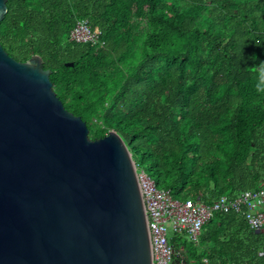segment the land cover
Segmentation results:
<instances>
[{
  "label": "trees",
  "instance_id": "obj_1",
  "mask_svg": "<svg viewBox=\"0 0 264 264\" xmlns=\"http://www.w3.org/2000/svg\"><path fill=\"white\" fill-rule=\"evenodd\" d=\"M0 45L41 57L89 138L116 132L159 189L212 204L264 188V0H7ZM79 20L104 45L76 44ZM73 63V67L66 64ZM137 164V163H136ZM175 264H264V232L217 213Z\"/></svg>",
  "mask_w": 264,
  "mask_h": 264
},
{
  "label": "water",
  "instance_id": "obj_2",
  "mask_svg": "<svg viewBox=\"0 0 264 264\" xmlns=\"http://www.w3.org/2000/svg\"><path fill=\"white\" fill-rule=\"evenodd\" d=\"M51 74L0 45V264H153L133 155L116 132L91 140Z\"/></svg>",
  "mask_w": 264,
  "mask_h": 264
},
{
  "label": "built area",
  "instance_id": "obj_3",
  "mask_svg": "<svg viewBox=\"0 0 264 264\" xmlns=\"http://www.w3.org/2000/svg\"><path fill=\"white\" fill-rule=\"evenodd\" d=\"M101 35V31L93 29L88 21L79 20L69 40L76 44L104 45ZM136 167L138 171L137 164ZM138 179L148 218L153 264H175L176 252L170 244L172 237L177 234L198 242L202 229L217 213H241L251 231L264 232V188L204 204L199 199H175L169 190L159 189L144 170L138 171Z\"/></svg>",
  "mask_w": 264,
  "mask_h": 264
},
{
  "label": "rangeland",
  "instance_id": "obj_4",
  "mask_svg": "<svg viewBox=\"0 0 264 264\" xmlns=\"http://www.w3.org/2000/svg\"><path fill=\"white\" fill-rule=\"evenodd\" d=\"M135 162L138 165V171L141 172L142 170H144L147 174H149L151 177L154 178V175L151 173L150 171V165L147 161L143 162L141 157H135Z\"/></svg>",
  "mask_w": 264,
  "mask_h": 264
},
{
  "label": "clouds",
  "instance_id": "obj_5",
  "mask_svg": "<svg viewBox=\"0 0 264 264\" xmlns=\"http://www.w3.org/2000/svg\"><path fill=\"white\" fill-rule=\"evenodd\" d=\"M261 74H262V77H264V70H262V73Z\"/></svg>",
  "mask_w": 264,
  "mask_h": 264
}]
</instances>
